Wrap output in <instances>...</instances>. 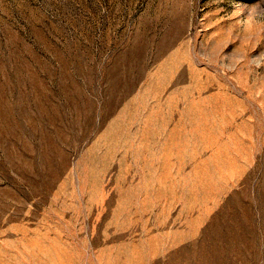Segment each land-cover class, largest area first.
I'll list each match as a JSON object with an SVG mask.
<instances>
[{"label":"rangeland","instance_id":"374dc122","mask_svg":"<svg viewBox=\"0 0 264 264\" xmlns=\"http://www.w3.org/2000/svg\"><path fill=\"white\" fill-rule=\"evenodd\" d=\"M0 264H264V0H0Z\"/></svg>","mask_w":264,"mask_h":264}]
</instances>
